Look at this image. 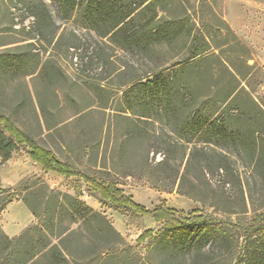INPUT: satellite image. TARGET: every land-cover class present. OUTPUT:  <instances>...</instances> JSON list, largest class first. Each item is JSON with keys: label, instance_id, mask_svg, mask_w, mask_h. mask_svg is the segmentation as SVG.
Here are the masks:
<instances>
[{"label": "rangeland", "instance_id": "rangeland-1", "mask_svg": "<svg viewBox=\"0 0 264 264\" xmlns=\"http://www.w3.org/2000/svg\"><path fill=\"white\" fill-rule=\"evenodd\" d=\"M149 1L111 3L117 9L136 7L134 14ZM42 2L51 21H46L43 30L36 31L32 26L33 12ZM84 6L79 4L66 20L53 0H0V52L32 42V52L39 54L40 61L34 73L21 77L0 75V102L4 104L0 107L60 160L98 180L115 181L135 203L147 209L182 210L187 227L197 222L196 216H202V220L230 221L237 234H241L238 243L233 241L228 249L218 242L211 243L204 247L207 253L203 258L198 261L188 256L183 258L185 264H199L202 259L243 264L238 255L244 244L243 233L252 234L264 213V123L260 122L264 119L256 118L258 124L252 127L259 132L251 133L248 124L236 120L225 141L218 143L209 137L211 143H206L207 134L202 133L187 142L188 133L182 139L178 137L177 122L160 121L151 107L152 117L139 115L146 112L143 98L147 92L132 85L163 76V80L169 81L168 91L180 102L190 98L195 107L205 102L200 108L209 112L238 83L264 106V0H154L135 18L137 34L129 44H123L120 36L112 37L111 33L102 36L117 15L92 27ZM156 21H168L162 27L170 29V39L160 38L143 50L134 41L161 25ZM57 39L58 45L54 47ZM196 47L205 50L183 62ZM190 62L196 63L188 66ZM42 64L45 67L41 75ZM23 92L29 94L25 99ZM40 103L45 116L39 109ZM226 103H221L219 111L238 116L239 108ZM131 126L140 138L125 142V132ZM148 145L153 147L152 151L158 149L160 155L150 159V151L146 167ZM201 147L210 155V166H205L210 177H204L198 169L199 160L205 156ZM191 150L192 162L186 168ZM214 152H221L223 157L218 159ZM13 154L11 161L0 165L2 186L15 187L24 182L26 186L35 184L33 188L47 186L78 195L101 211L121 234L130 248V264L147 260L152 245L150 236H142L144 231L151 229L156 233L168 221H155L131 209L119 212L80 176L43 172L39 164L30 160L22 144ZM164 158L167 160L159 164ZM216 164L224 170V177L215 174ZM225 181L229 188L223 186ZM179 183L180 189L191 197L177 191ZM18 193L22 195L23 191ZM19 204L9 207V222L25 221L28 210L22 202ZM163 258L156 250L150 256L153 264H164Z\"/></svg>", "mask_w": 264, "mask_h": 264}, {"label": "trees", "instance_id": "trees-1", "mask_svg": "<svg viewBox=\"0 0 264 264\" xmlns=\"http://www.w3.org/2000/svg\"><path fill=\"white\" fill-rule=\"evenodd\" d=\"M53 1L66 20L73 16L79 4H84V13L87 15L92 27H96L105 22L106 19H112L113 15H117L115 22L102 36L111 33L112 37L120 36L123 44H129L134 35L137 34L134 29L135 18L144 12L154 0H150L134 14L136 7L123 6L117 9L112 5L111 0L94 2L89 0ZM115 11L118 14H115ZM33 15L35 21L32 26L36 31L43 30L46 21H51L43 2L33 12ZM156 22L161 23L160 21ZM167 22L164 21L161 25H156L154 31L151 32L150 30L149 34L134 42L136 44L139 42L143 46V50H146L152 42L160 38L168 41L171 31L162 27L167 25ZM194 39L196 38L194 37ZM51 41L52 38L47 43L50 44ZM58 42L57 39L53 46H57ZM32 50V42L15 45L13 48H4L0 52V75L11 74L14 77H21L34 73L40 65V61L39 54L33 53ZM204 50L196 47L183 62L194 58ZM195 63L190 62L187 65L193 66ZM44 67L45 64H42L40 68L41 75ZM228 71L236 79L235 74L230 69ZM162 77L153 76L151 80L132 85L134 88H140L147 92L143 98V108L146 109V112L139 115L152 117L149 112V107H151L150 109H154V113H158L160 121L165 119L167 123L177 122L179 125L178 137L180 139L184 137V133H188L185 140L190 142L194 137L204 133L208 137L204 140L206 143H211L209 137H213L216 140L215 142L218 143L221 139L225 141L232 132L230 125L236 120L248 124L251 127V133L260 131V129L252 127L258 124L256 118L259 120L264 119V106L250 97L245 88L243 86L239 87L238 83L231 87L225 96L219 100L218 106H215L209 112H206V110L204 112L200 107L204 106L205 102L199 103L196 107L190 98H184L185 102H180L181 100L168 91L169 81L163 80ZM1 83L0 81V87H3ZM27 95H29L27 92H23L22 99H25ZM225 101H227V106L234 105L239 108L238 116L224 115L219 111L221 103ZM0 104L3 107L4 104L1 102ZM1 107L0 165L7 162L22 144L25 146L30 159L39 164L43 172L54 171L66 177L80 176L94 190L99 192L101 199L111 202L119 212L123 213L131 209L137 213L149 215L155 221H165V223L168 221L165 227L156 233H153L151 229L144 231L142 236H150L149 239L152 245L147 253V260L139 263L135 261L132 264H153L150 256L155 250L164 255V264H176V260L179 261L180 258L182 261L180 260L181 262L177 264H185L184 260L188 259V256L193 259L196 258L198 261L203 258L204 254L207 253L204 247L211 245V243L218 242L224 249H228V245L233 241H236V244L238 243L241 234H237L230 221L202 220V216L201 218L196 216L197 222L193 226L187 227L183 224L182 219L185 214L184 211H175L167 207L147 209L126 196L115 181L102 178L98 180L80 170H76L73 165L60 160L52 150L40 145L27 131L15 123L10 113L2 110ZM250 108L255 110L254 114ZM39 109L42 115L45 116V108L41 103ZM260 122L261 124L264 123V121ZM135 129L134 126H131L126 130L125 142L140 138V136L138 138ZM251 135L253 136V134ZM211 147L214 151V146ZM201 148L202 151L205 149V147ZM145 150L144 163L148 167L147 156L153 150V147L148 145ZM157 150L151 152L150 159L156 157V154L159 153ZM203 152L205 156L199 160L198 169L204 177H210L208 169L205 168L206 165L210 166V155L208 151ZM214 153H216L218 159L223 157L221 152ZM192 155L191 150L185 164L186 168L192 162ZM166 160L164 158L158 163L162 164ZM215 166V174L224 177V170L220 165L216 164ZM130 174L132 173L127 172V175ZM177 174L178 172L173 178V183L177 179ZM183 178L184 175L180 177V180L182 181ZM34 186L35 184L26 186L24 182H21L15 187H4L0 183V213L9 202L20 198L36 220L35 223L28 225L19 234L12 237H9L0 226V264H130L129 246L101 211L94 209L76 194L47 189V186L33 188ZM223 186L229 188L230 185L225 181ZM180 187L179 183L177 186L179 193L191 197L190 194L182 191ZM19 191H23V194L19 195ZM258 223L252 234L243 233V248L241 252L238 251L239 259L243 261V264H264V213L262 222ZM235 236H238L236 240L234 239ZM223 262L224 259H220V261L202 259L199 264H224Z\"/></svg>", "mask_w": 264, "mask_h": 264}, {"label": "crops", "instance_id": "crops-1", "mask_svg": "<svg viewBox=\"0 0 264 264\" xmlns=\"http://www.w3.org/2000/svg\"><path fill=\"white\" fill-rule=\"evenodd\" d=\"M14 155V154H13ZM13 155L12 157L8 160V161H11L12 158H13ZM31 160V159H30ZM7 161V162H8ZM34 162V161H33ZM36 163V162H35ZM0 176H1V180L3 181V177L0 173ZM22 200L17 198V199H13L11 202H9L5 208L1 211L0 213V226L1 228L3 229V231L9 236V237H12V236H15L17 234H19L25 227H27L28 225L34 223L35 221V218L34 216L31 214V212L29 211V209L27 208L28 212H25L26 215H25V221L23 222H9L7 219H6V213L7 211H9V207H11V205H13L14 203H16L17 205H20L19 203H21ZM23 203V202H22ZM24 204V203H23ZM25 205V204H24ZM26 206V205H25ZM14 219V218H13ZM12 223V225H11Z\"/></svg>", "mask_w": 264, "mask_h": 264}, {"label": "built area", "instance_id": "built-area-1", "mask_svg": "<svg viewBox=\"0 0 264 264\" xmlns=\"http://www.w3.org/2000/svg\"><path fill=\"white\" fill-rule=\"evenodd\" d=\"M160 154L158 153V154H156V156L158 157Z\"/></svg>", "mask_w": 264, "mask_h": 264}]
</instances>
